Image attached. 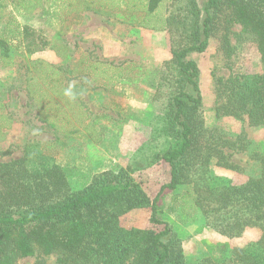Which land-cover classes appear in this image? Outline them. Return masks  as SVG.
Instances as JSON below:
<instances>
[{
  "label": "rangeland",
  "instance_id": "374dc122",
  "mask_svg": "<svg viewBox=\"0 0 264 264\" xmlns=\"http://www.w3.org/2000/svg\"><path fill=\"white\" fill-rule=\"evenodd\" d=\"M203 10L206 0H197ZM148 0H0V162L40 150L61 165L73 190L95 176L131 167V175L154 200L171 180L161 154L175 141L170 135V100L178 87L172 51L196 28L184 8L189 0H162L149 14ZM181 13L184 24L167 19ZM204 16V15H203ZM202 20V13L199 21ZM37 30L39 51L30 53L20 36L23 27ZM186 26V27H184ZM179 28V29H177ZM155 29V30H154ZM232 54L221 49L216 30L204 53L189 59L200 69L205 127L216 138L239 140L245 149H228L243 171L211 164L214 176L236 184L260 173L252 154H264V125L249 127L233 118H218L217 78L262 74L256 37L232 28ZM50 123L56 126L52 127ZM184 183L166 190L157 203V218L168 223L184 251L185 264H235L233 249L259 239L248 229L229 238L209 227L200 210L183 196ZM151 204L121 216L127 229L164 231L152 220ZM18 264H59V255H36Z\"/></svg>",
  "mask_w": 264,
  "mask_h": 264
},
{
  "label": "trees",
  "instance_id": "16d2710c",
  "mask_svg": "<svg viewBox=\"0 0 264 264\" xmlns=\"http://www.w3.org/2000/svg\"><path fill=\"white\" fill-rule=\"evenodd\" d=\"M161 1L148 0V13H154ZM189 4L184 11L196 19V28L172 51L178 77L170 100V135L175 143L160 156L171 168L170 182L150 200L131 175V167L100 173L87 187L75 191L63 167L40 150L0 162V264H18L39 254H57L59 264H185L179 240L156 215L164 192H174L184 183L188 188L183 197L217 233L238 238L248 229L259 232V239L233 249L235 264H264V154H252L260 173L244 183L211 173L214 160L217 166L243 171L230 161L225 148H245L239 140L216 138L215 130L205 127L200 69L189 59L191 53L207 50L216 30L222 32L221 49L230 57L231 30L240 25L256 37L264 64V0H206L203 10L197 0ZM174 19L184 24L186 16L175 14L167 19L168 25ZM20 36L29 40L30 53L39 51L36 29L25 26ZM0 44L6 46L2 57L10 58L7 41L2 39ZM216 91L218 118L233 117L249 127L264 125V73L217 78ZM150 204L153 222L164 224V231L121 225V216ZM202 264L215 262L206 258Z\"/></svg>",
  "mask_w": 264,
  "mask_h": 264
}]
</instances>
